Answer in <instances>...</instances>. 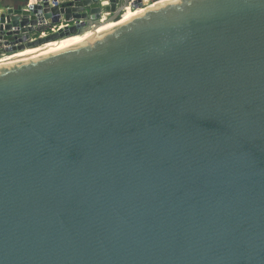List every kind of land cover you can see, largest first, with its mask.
I'll return each instance as SVG.
<instances>
[{
    "label": "water",
    "instance_id": "water-1",
    "mask_svg": "<svg viewBox=\"0 0 264 264\" xmlns=\"http://www.w3.org/2000/svg\"><path fill=\"white\" fill-rule=\"evenodd\" d=\"M101 10L8 9L0 41ZM0 264H264V0L166 1L1 66Z\"/></svg>",
    "mask_w": 264,
    "mask_h": 264
},
{
    "label": "bare ground",
    "instance_id": "bare-ground-1",
    "mask_svg": "<svg viewBox=\"0 0 264 264\" xmlns=\"http://www.w3.org/2000/svg\"><path fill=\"white\" fill-rule=\"evenodd\" d=\"M166 1H170V0H164V1H159V2H155L153 4H149L147 6H144L140 9H135V10H127L125 11L120 20L118 22H112V23H107V22H103L101 24V26L99 28H93L90 27L88 29V31L81 35V36H73V37H69L66 39H62L56 42H51L49 44L46 45H42L40 47H36V48H30V49H24L26 52H24V50L20 51L21 53L18 54H14V55H4V56H0V67L4 66V65H8L10 63H15L17 61H27L29 59H35L38 58L42 55H45L47 53H51L57 50H61V49H66L69 47H73L76 45H81L83 43H87L90 41H93L97 38H99L100 36H102L103 34L107 33L109 30H111L112 28H114L115 26L123 23L124 21L130 19L131 17L146 11L152 7H156L157 5L166 2Z\"/></svg>",
    "mask_w": 264,
    "mask_h": 264
},
{
    "label": "built area",
    "instance_id": "built-area-1",
    "mask_svg": "<svg viewBox=\"0 0 264 264\" xmlns=\"http://www.w3.org/2000/svg\"><path fill=\"white\" fill-rule=\"evenodd\" d=\"M126 1H127V4L123 10V13L127 10H129V11L135 10L136 5H140V8H142V7L147 6L149 4H153L155 2L164 1V0H126ZM99 4H100V7L102 10H101V13L99 14L98 19H96V22L103 23L104 21L106 22L107 19L111 15L107 10L109 7V2H108V0H99ZM80 24H81V22L76 23L74 21L66 22L64 20H60L59 22H54L53 24H51L49 29L39 33L38 38L43 39L49 35L59 33V32L64 31L70 27L78 26ZM19 41H20V39H19ZM30 41H32V40H30Z\"/></svg>",
    "mask_w": 264,
    "mask_h": 264
},
{
    "label": "flooded vegetation",
    "instance_id": "flooded-vegetation-1",
    "mask_svg": "<svg viewBox=\"0 0 264 264\" xmlns=\"http://www.w3.org/2000/svg\"><path fill=\"white\" fill-rule=\"evenodd\" d=\"M38 36H39V33H36V34H30L28 36V39H26V40H22V38H17L16 42L14 41V44H12L10 46L3 45V41L4 40L5 41H9V39H10V37H5L3 41H0V56L10 55V54L11 55H14V54L16 55L18 53H21L20 50H18V47H20V46H23L24 49H30V48L32 49V48L40 47L42 45L49 44V43L37 44L35 46L27 48L26 47L27 44H31V43H33V42H35V41L40 39V38H38ZM71 37H73V36H71ZM19 39H20V41H19ZM30 40H32V41H30ZM24 52H26V51L24 50Z\"/></svg>",
    "mask_w": 264,
    "mask_h": 264
},
{
    "label": "crops",
    "instance_id": "crops-1",
    "mask_svg": "<svg viewBox=\"0 0 264 264\" xmlns=\"http://www.w3.org/2000/svg\"><path fill=\"white\" fill-rule=\"evenodd\" d=\"M38 0H0V13L8 9H16L17 7L25 8L29 4L36 3Z\"/></svg>",
    "mask_w": 264,
    "mask_h": 264
}]
</instances>
